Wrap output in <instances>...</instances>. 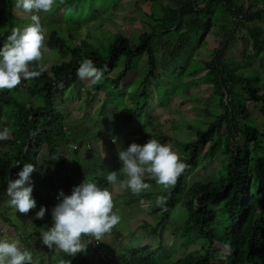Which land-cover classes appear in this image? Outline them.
I'll return each mask as SVG.
<instances>
[{
  "label": "trees",
  "instance_id": "16d2710c",
  "mask_svg": "<svg viewBox=\"0 0 264 264\" xmlns=\"http://www.w3.org/2000/svg\"><path fill=\"white\" fill-rule=\"evenodd\" d=\"M119 1L57 0L52 12L39 14L49 29L50 43L54 42L69 60L54 62L38 78L22 81L25 89L21 83L11 91H0V127L11 129L10 139L0 141V223L11 235L20 234L21 243L31 249L34 264L54 263L52 250L43 253L45 245L40 232L52 226V208L63 199L60 192L71 195L73 188L86 178L101 187H110L106 176L113 169L123 179L119 172L122 162L117 140L126 131L123 150L137 139L143 138L145 144L155 137L161 143L174 144V150L188 167L167 191L158 185L157 190L141 193L142 197L151 199L148 214L159 215L156 223L143 221L154 234L156 228L161 230L156 234L160 238L158 245H143L142 238L135 237V230L130 231L131 237L126 241L123 234L112 230L103 241L97 242L101 249L111 252L117 264H264V126L254 115L256 111L264 117V73L260 72L264 68V0H177L174 6L157 0L159 9L150 13L149 27L139 34L137 41L121 30L108 28L102 35L96 30L89 31L77 43L69 40L73 37L71 33L64 34L58 23L53 22L57 10L63 8L65 22L72 31L87 23L85 15L92 13L93 8L116 10ZM14 4L15 0H0V49L13 28L32 23L31 20L23 23L28 13L21 10L18 13ZM160 11L163 13L158 15ZM218 26L220 37L216 33L209 40L207 36L212 28ZM241 29L250 40L252 52L244 47L240 56H234L230 47L237 37L232 39L231 35ZM205 41L210 48L207 58L198 50ZM85 58L93 60L98 68L108 67L103 81L96 85L90 83L87 91L91 95L96 91L104 93L102 109L92 124L82 122L90 113L73 119L71 110L65 109L67 103L74 102L72 90L80 91L78 87L89 82L77 76V69ZM142 60L145 61L144 75L130 79L129 74L141 67ZM201 72L202 76L197 77ZM166 79L171 83L170 88L164 82ZM177 83L186 85V92L198 85L212 89L202 105L190 107L191 111L203 109L206 117L195 116L193 120L188 117L182 132L189 131L184 139L161 133L159 129L163 125L152 114L154 107L171 106L175 95L172 87L179 89ZM24 91L31 99L21 97ZM198 97L190 95L193 99ZM106 105L116 108L121 117L107 122ZM84 106V103L75 104L72 109L81 110ZM117 126L120 128L116 130ZM134 126L138 127L136 137V131H132ZM146 128L152 135L142 132ZM104 138L111 148L106 145L103 152H97L96 142ZM74 144H90L94 148L82 156L78 155V148L68 151ZM43 149L47 156L40 163L38 154ZM68 153L73 159L68 160ZM25 163L36 167V181L31 180L30 186L37 207L27 214L20 213V218L35 219V238L29 233L25 235L6 215L13 209L8 205V181L19 178ZM212 165L216 166L215 173L207 175ZM96 170H100L99 176ZM193 176L199 178L191 179ZM146 182L155 183V180L146 179ZM159 195L167 197V211L156 205ZM179 204L186 211V218L172 234L182 239L181 244L186 245L183 246L188 253L174 258L175 248L173 244H166L164 231ZM42 206L47 208L45 217L36 219V212ZM215 241L229 245L231 253L217 256L213 250ZM195 242L200 247L188 251V246ZM98 251L87 250L75 256L64 254L62 260H70L71 264H109Z\"/></svg>",
  "mask_w": 264,
  "mask_h": 264
},
{
  "label": "clouds",
  "instance_id": "9594fccd",
  "mask_svg": "<svg viewBox=\"0 0 264 264\" xmlns=\"http://www.w3.org/2000/svg\"><path fill=\"white\" fill-rule=\"evenodd\" d=\"M56 3L57 0H15V10L35 14L31 15L32 23L29 25L13 28L0 49V91H11L21 83L25 89V82L22 81L38 78L45 71H49V67L54 62L69 60V56L66 55V59L54 61L49 67L45 61V56L50 54L51 49L47 43L48 28L42 15L39 14L52 12ZM62 19L65 22L63 15ZM107 71V65L98 68L93 60L85 58L77 69V76L81 80L89 81V84L88 82L84 84L96 85L103 81ZM25 96L30 97L26 91L21 97L24 99ZM1 121L3 122L2 118ZM10 137L9 127L0 130V141H6ZM71 147L75 148V145ZM118 157L122 162L119 172L123 174V179L119 178L118 171H110L106 176L110 187H101L95 181L86 178L79 186L73 188L71 195L60 192V197L63 199L51 211L53 224L51 227L46 226L40 232L43 245L55 255L54 263L48 264H60V262L71 264L70 260H62L64 254L75 256L77 253L92 249L100 250L98 254L104 256L109 264H117L115 256L111 252L104 251L97 244L103 241L106 235L111 234L121 221L120 209L115 200H121L126 206L138 202L141 208H144L142 207L144 204L149 207L148 200L151 199L142 197L141 193L157 190L158 185L167 191L176 185L178 178L188 167L171 144L161 143L155 137H151L143 145L131 143L126 149L118 151ZM35 170V165L25 163L18 173L19 178L8 181L7 195L10 198L8 205L17 212L27 214L37 207V202L32 196L33 187L30 186L31 174L36 178ZM146 179L155 180V183H147ZM118 188L126 192L115 194ZM154 196L151 195L152 198ZM143 199H146V202ZM155 203L163 211H167L165 195H159ZM145 207L147 210V206ZM46 212V207H40L35 218L43 219ZM27 233L34 238V234L37 235L34 227L24 234ZM0 237H2L0 264H34L32 252L26 248L27 244L21 243L20 234L8 236L5 227L0 223ZM223 249L231 253L229 245L215 241L213 250L216 251L217 256L229 254Z\"/></svg>",
  "mask_w": 264,
  "mask_h": 264
},
{
  "label": "rangeland",
  "instance_id": "374dc122",
  "mask_svg": "<svg viewBox=\"0 0 264 264\" xmlns=\"http://www.w3.org/2000/svg\"><path fill=\"white\" fill-rule=\"evenodd\" d=\"M156 1L157 0H121L119 1V6L118 9H109L108 11H104L103 8H93V12L89 13L87 15H85V18L87 19V23H85L84 25H80L78 27H76V29L69 31L68 29V25L63 21L62 19V15L64 13V9L63 8H59V10H57L56 15L54 16V22H58L59 23V27L61 31H65L64 34H69L71 33V35H73V37H70L69 40L70 41H75L77 43H79L80 41V37H85L86 33H88L89 31H94L96 30L97 33L99 35H102V33H104L108 28L112 29L114 31H118L121 30L122 32L126 33L127 35H129L131 37L132 40L137 41L138 40V36L141 32H144L148 29L149 25H148V20H149V15L150 13L153 11V9L157 10L159 9V6H156ZM162 2L167 3L169 6H174L176 5L175 2H177V0H161ZM156 6V7H153ZM152 9V10H151ZM18 13H20V11H18ZM163 13V11L158 12V15ZM35 13H28V17L27 20L23 23H27L31 20V15H33ZM29 19V20H28ZM221 31V28L218 26L216 28H212V32L207 36V38L209 40H211L210 38H213L214 34H218V36L220 37L221 34H219ZM244 30H238L236 31V33H234L232 36L237 37L233 39L232 42V46L230 47V51L232 53V55L234 56H240V51L241 49H243L244 47L247 49H250V51L252 52L251 46H249V39L247 37H245L244 35ZM49 32V29H48ZM63 34V33H62ZM105 37V35H103ZM240 36V37H239ZM242 37V38H241ZM62 39H64V37H62ZM91 41H93V39H90ZM61 41V40H59ZM47 43L49 48L51 49L50 54H46L45 56V61L46 64L48 65V67L52 64V62L54 61H58V60H63L66 59V54H61L60 51L58 50L57 46L55 45L54 42L50 43V36L48 34V39H47ZM249 47V48H248ZM209 43L208 41H205L199 48V52L200 54L204 57L207 58L209 55ZM195 53V52H194ZM142 65L141 67L134 72H131L129 74L130 79L133 78H139L141 76L144 75V67H145V61L142 60ZM169 69V66H168ZM261 73H264V68H262L260 70ZM114 74V73H113ZM203 72H201L199 75H197V77L202 76ZM167 83V87L170 88V82L169 80L167 81V79L164 81ZM89 84V82H88ZM88 84H84V85H80L78 88L80 91H78V89H74L72 90V95L74 96V102H69L67 103L68 105H65V109L72 115L73 119H78V118H82L83 115L85 113H90V116L85 117V120H83L82 122L84 123H89L92 124V120H94V118L98 117L99 112L102 109V99L104 97V93L103 92H94L91 94L87 93L88 89H89V85ZM157 85L159 86V84L157 83ZM176 86L180 89H176L175 87H172V90L175 92L174 95V99L172 100L171 106L169 107H154L155 110L153 111V116L157 119H160V123L161 125H163V128L159 129V131L162 133H168V134H175V136H178L179 139L181 138H185V133H188V131L186 130V132H182L185 129V125L187 124L188 119L190 118V120L195 119V116H199V117H206L204 110L203 109H193V111L190 110V107H192L193 105H202L203 99H205L207 96L212 94V89L210 88H206L203 85H198V86H193L190 88L189 92H186L188 87L186 85H179L178 83L176 84ZM209 87V86H208ZM181 90L183 92H181ZM128 92H131L130 89H127ZM193 94H197L199 95L198 98H190V95ZM156 97V94H155ZM69 96H67V101L69 100ZM24 99H31V97L25 96ZM156 102V100H155ZM153 102V105H156V103ZM84 103L85 106L84 108H81V110H77V109H72L73 105H79ZM86 105L88 106V110L86 109ZM199 107V106H198ZM106 108V110H105ZM104 108V112H105V118L107 122H113L114 119H119L121 117L120 112L116 111V108L112 107L111 105H106ZM70 109V110H69ZM148 109V108H147ZM194 110H196V112H194ZM254 115L255 117H257V120L259 121V123H261L264 126V117L261 116L260 113L254 111ZM189 117V118H188ZM171 118H174L176 121H173ZM141 124H145L144 121H142V119H140ZM180 125L182 127H180ZM184 125V126H183ZM141 126V125H139ZM120 126L115 127V129H119ZM138 127L134 126L132 131H136L135 132V137L138 134ZM137 129V130H136ZM1 130V127H0ZM96 130V128L94 127V131ZM142 132H146V133H151L150 135H152V132H150V130H148V128L146 129H141ZM123 133L119 136L118 140H117V144H118V151L119 150H123L122 145L124 142L123 139V135L126 131H122ZM156 135V134H154ZM125 138V137H124ZM136 143L143 145L144 144V139H137V141H135ZM143 142V144H142ZM85 143V142H84ZM98 148H96L97 152H103L106 149V145L109 146V148H111V145L109 143L108 140H106V138L99 140L98 142H96ZM169 144V143H167ZM173 146L174 149V144L170 143ZM75 148L79 149V153L78 155H82L85 156L88 151L90 150V148H94L93 146L90 147V144H83L82 146L74 144ZM77 146V147H76ZM72 147H70L68 149L69 152H72ZM68 159H72L73 156L71 153H68ZM96 155V154H95ZM94 155V156H95ZM43 156H47V151L45 149L41 150L40 153L38 154V161L43 162ZM93 162V161H92ZM216 170V166L212 165L210 166V168L207 171V175H213L215 173ZM112 171H116L115 169H113ZM96 175L99 176L100 174V170H96L95 171ZM119 174V173H118ZM194 177V178H193ZM191 177V179H195V178H199V176H193ZM31 180L36 181V179L34 178V176L31 174ZM191 183L193 181H190ZM121 192V193H120ZM126 192V190L124 189H117V191L115 192V194H124ZM115 199V196H114ZM142 201V200H141ZM144 202H146V199H143ZM116 205L117 207H119L120 209V216H121V221L120 223L115 226V228L113 229L114 233H119L121 236L123 234V240H127L130 239V231L135 230L136 238H142L143 241V245L146 244H151L152 247H155L156 245H158V243L160 242V238L158 235V233H160L159 229L156 228L154 230L155 234L152 232L153 229H151L150 227L147 229V227L145 226V224L143 225V221H147L150 224H153L154 222L156 223L157 218L159 215L153 216L148 214V212L146 211V207L147 209L149 208L148 205L144 204V208H141L140 204L138 202L133 203L132 206H126L124 202H122L121 200L116 201ZM6 215L10 216L13 219V222L16 223L20 228H22L25 232H27L28 230H30L31 228H37V225H35V219L33 218H26L24 220V218H20L22 217L20 215V212H17L16 209H10L7 211ZM186 218V211L183 209V207L179 204L172 212L171 214V218L170 221L168 222V224L166 225V229L164 231V240L166 242V244H173V248L174 251L172 253V257L176 258V257H180L183 256L184 254L188 253L186 251V249L184 248V246L186 245H182V239L178 238L176 239V237L174 236V234H172V231L174 230V228L176 226H178L179 224H181L184 219ZM5 231L7 233L8 236H13L9 233V231L5 228ZM152 232V233H151ZM139 236V237H137ZM109 238V237H108ZM107 238V240H108ZM135 238V239H136ZM105 241V240H104ZM134 243H137L138 240H134ZM175 243V245H174ZM32 244V243H30ZM116 246H120L119 243H112ZM33 246V244H32ZM200 245L198 244V242H195L193 244H191L190 246H188V251H193L196 248H199ZM127 248V247H126ZM28 250L30 251V247H28ZM49 249L47 246H45V250L44 252H47ZM168 252V248L165 249ZM226 253H229V251L223 249Z\"/></svg>",
  "mask_w": 264,
  "mask_h": 264
},
{
  "label": "crops",
  "instance_id": "0c3cea01",
  "mask_svg": "<svg viewBox=\"0 0 264 264\" xmlns=\"http://www.w3.org/2000/svg\"><path fill=\"white\" fill-rule=\"evenodd\" d=\"M210 50V49H209ZM1 238V237H0Z\"/></svg>",
  "mask_w": 264,
  "mask_h": 264
}]
</instances>
